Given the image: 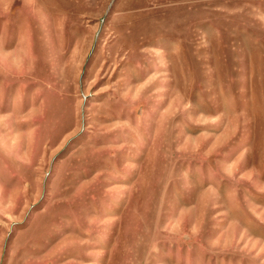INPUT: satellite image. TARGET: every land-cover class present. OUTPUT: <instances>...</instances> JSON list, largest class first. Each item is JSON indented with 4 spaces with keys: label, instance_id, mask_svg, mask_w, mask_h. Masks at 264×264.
I'll return each mask as SVG.
<instances>
[{
    "label": "rangeland",
    "instance_id": "1",
    "mask_svg": "<svg viewBox=\"0 0 264 264\" xmlns=\"http://www.w3.org/2000/svg\"><path fill=\"white\" fill-rule=\"evenodd\" d=\"M0 264H264V0H0Z\"/></svg>",
    "mask_w": 264,
    "mask_h": 264
}]
</instances>
